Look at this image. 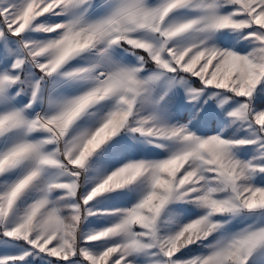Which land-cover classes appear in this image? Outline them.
Returning <instances> with one entry per match:
<instances>
[{"label":"snow or ice","instance_id":"snow-or-ice-1","mask_svg":"<svg viewBox=\"0 0 264 264\" xmlns=\"http://www.w3.org/2000/svg\"><path fill=\"white\" fill-rule=\"evenodd\" d=\"M0 264H264V0H0Z\"/></svg>","mask_w":264,"mask_h":264}]
</instances>
